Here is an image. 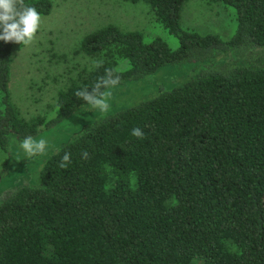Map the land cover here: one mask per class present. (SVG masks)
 Wrapping results in <instances>:
<instances>
[{
    "label": "trees",
    "instance_id": "16d2710c",
    "mask_svg": "<svg viewBox=\"0 0 264 264\" xmlns=\"http://www.w3.org/2000/svg\"><path fill=\"white\" fill-rule=\"evenodd\" d=\"M141 1L176 47L112 24L85 33L77 49L90 66L57 91L47 120L19 115L7 87L13 42L0 41L2 151L83 107L75 93L106 69L121 76L117 86L180 71L77 123L30 183L3 193L0 264H264V0H216L235 12L227 39L183 29L187 0ZM135 127L145 138L132 136Z\"/></svg>",
    "mask_w": 264,
    "mask_h": 264
},
{
    "label": "rangeland",
    "instance_id": "374dc122",
    "mask_svg": "<svg viewBox=\"0 0 264 264\" xmlns=\"http://www.w3.org/2000/svg\"><path fill=\"white\" fill-rule=\"evenodd\" d=\"M49 1L50 11L41 14V25L33 42L27 46L13 42L10 48L7 87L12 103L23 118L39 114L47 120L54 116L57 91L82 68L90 66L87 56L77 49L78 41L87 32L112 24L123 30H138L146 40L159 37L171 49L177 45L176 39L157 23L152 11L141 0ZM180 25L186 30L227 39L235 31V12L216 0H187L180 11ZM169 69H161L148 81L116 86L112 90L110 110L150 95L172 83L173 78L179 79L180 71ZM99 114V110L84 104L59 123L41 125L33 137H46L50 141L43 156L26 160L17 141L11 143L9 151L0 150V191L4 189L0 197L7 189L30 183V176L35 172L37 175L41 163L59 147L65 135H70L71 128L77 123H87Z\"/></svg>",
    "mask_w": 264,
    "mask_h": 264
},
{
    "label": "clouds",
    "instance_id": "9594fccd",
    "mask_svg": "<svg viewBox=\"0 0 264 264\" xmlns=\"http://www.w3.org/2000/svg\"><path fill=\"white\" fill-rule=\"evenodd\" d=\"M41 14L33 5H28L25 0H0V41L14 42L24 46L31 44L41 25ZM103 61L96 62V66ZM121 82V76L116 70L106 69L105 74L91 87H81L75 96L83 100L90 109L107 113L111 109L110 98L112 90ZM132 136L143 139L145 133L140 127L131 131ZM50 141L46 137L37 139L31 135L19 141V148L23 151L25 159H34L43 156L49 148ZM88 152L81 153L82 159L88 158ZM71 163V153L65 152L59 162L60 168H66Z\"/></svg>",
    "mask_w": 264,
    "mask_h": 264
}]
</instances>
